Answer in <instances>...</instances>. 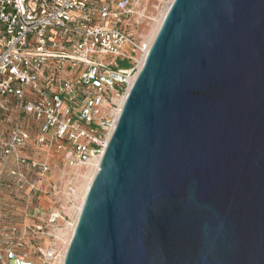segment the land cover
I'll return each mask as SVG.
<instances>
[{
	"label": "water",
	"instance_id": "95a60500",
	"mask_svg": "<svg viewBox=\"0 0 264 264\" xmlns=\"http://www.w3.org/2000/svg\"><path fill=\"white\" fill-rule=\"evenodd\" d=\"M63 264H264V0H173Z\"/></svg>",
	"mask_w": 264,
	"mask_h": 264
},
{
	"label": "built area",
	"instance_id": "2783aa9c",
	"mask_svg": "<svg viewBox=\"0 0 264 264\" xmlns=\"http://www.w3.org/2000/svg\"><path fill=\"white\" fill-rule=\"evenodd\" d=\"M169 2L0 0V264H63L149 50L136 31Z\"/></svg>",
	"mask_w": 264,
	"mask_h": 264
},
{
	"label": "rangeland",
	"instance_id": "374dc122",
	"mask_svg": "<svg viewBox=\"0 0 264 264\" xmlns=\"http://www.w3.org/2000/svg\"><path fill=\"white\" fill-rule=\"evenodd\" d=\"M164 2H167V1H169V0H163ZM164 6V9L166 8V6L165 5H163ZM163 9V10H164ZM163 10H160V11H163ZM154 15L156 16V18H155V21H153V22H151L150 23V25H148L145 29H143V28H139V29H137V31H136V34H137V39L139 40V41H141V42H145L146 43V41H147V44H148V41H149V39H150V37H151V33H152V31H153V28L155 27V25H156V23L158 22V20H159V18H160V12L158 11V12H154ZM158 15V16H157ZM149 38V39H148ZM120 67H122V65L120 64L119 65ZM90 177L91 176H89L88 178L90 179ZM88 179V180H89ZM88 182V181H87ZM87 183H85V186H84V191L86 190V187H87V185H86ZM20 222V220H18V219H15V220H9V221H7V225H9V224H14V223H16V224H18Z\"/></svg>",
	"mask_w": 264,
	"mask_h": 264
},
{
	"label": "bare ground",
	"instance_id": "6f19581e",
	"mask_svg": "<svg viewBox=\"0 0 264 264\" xmlns=\"http://www.w3.org/2000/svg\"><path fill=\"white\" fill-rule=\"evenodd\" d=\"M172 1L173 0H170V2H169V4H168V6L163 10V11H160V18H159V20H158V22L156 23V25H155V27L153 28V31H152V33H151V37H150V39H149V41H148V44H147V41H146V44H147V46L148 47H150V45H151V43H152V41H153V39H154V37H155V35L157 34V32H158V29H159V27H160V25H161V23H162V21H163V19H164V16H165V14H166V12L168 11V9H169V7H170V4L172 3ZM48 155H49V158H51V159H56V158H58L59 157V154H57V153H55V151L53 150V149H49V151H48ZM94 173H95V171H90L89 172V176H91L90 177V179L88 180V182H87V187H86V190L84 191V186H85V183H84V185H83V192H84V194L86 193V191L88 190V188H89V184H90V181H92V178H93V176H94ZM88 176V177H89Z\"/></svg>",
	"mask_w": 264,
	"mask_h": 264
},
{
	"label": "trees",
	"instance_id": "16d2710c",
	"mask_svg": "<svg viewBox=\"0 0 264 264\" xmlns=\"http://www.w3.org/2000/svg\"><path fill=\"white\" fill-rule=\"evenodd\" d=\"M122 65V67H124L125 65L124 64H121Z\"/></svg>",
	"mask_w": 264,
	"mask_h": 264
}]
</instances>
